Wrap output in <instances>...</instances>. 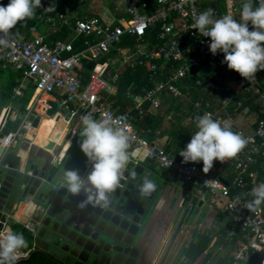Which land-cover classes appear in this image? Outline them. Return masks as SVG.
I'll use <instances>...</instances> for the list:
<instances>
[{
	"label": "built area",
	"instance_id": "1",
	"mask_svg": "<svg viewBox=\"0 0 264 264\" xmlns=\"http://www.w3.org/2000/svg\"><path fill=\"white\" fill-rule=\"evenodd\" d=\"M3 1L0 0V4ZM120 1L124 4V11L129 16L126 21H106L101 17L88 16L76 17L73 21L70 6L67 3L61 4L62 7L57 14L59 24L71 26L75 38L84 37V40L87 38L85 48L81 51L74 49L73 41L59 40L49 44L45 36L41 34L27 37L26 34L20 36L10 31L7 35H0V39L7 42L6 46L0 45V66L22 71L26 78L35 82L36 89L41 92H57L61 104L73 103L75 107L70 110L72 117H79L80 120L84 115L95 119L103 116L111 117L117 124L129 130L131 148L150 152L148 159L164 168L170 177L181 183L193 182L201 186L199 193L203 198L207 191L210 194L209 202L212 206L219 211H227L233 216V222L241 227L245 237L249 239L235 250L234 257L237 261L246 259L250 252L264 253V204L255 211H250L246 207L247 203L253 199L250 195L251 189L264 182V117L255 120L253 132L247 133L236 127L233 122L229 112L233 101L231 94L223 102L224 111L219 113L204 109L203 100L194 102L199 116L210 112L213 119L230 122L232 131L242 134L248 140L247 146L235 158L223 163L219 162L218 166L207 173L203 172L202 161L183 163L177 156L167 152L151 139H147L137 129L138 121L145 114L143 103L150 102L156 109L160 106L158 96L162 93L183 96L184 93L178 86V82L192 75L194 68L207 64L221 67L226 72L237 73L228 69L226 63H222L224 53L219 51L215 55L211 53L210 37H203L197 29L191 28L194 18L203 12L200 7L203 0H157L159 9L152 14L142 12L139 4L146 7L145 0ZM211 1L214 14H221L220 1ZM227 4L228 13L234 14L238 10L236 0H227ZM172 13L177 15V20L171 18ZM157 23L160 24L157 38L161 43L153 44L150 50L146 47V41L140 42L135 49L120 45L127 34L144 38L148 29ZM179 34L190 35L196 40V55H189V48L175 38ZM90 36L95 40L90 41L88 39ZM113 51L118 52V58L115 62H109L108 59L110 65H117V69L120 67L134 69L146 64L152 71L154 80V86L146 91L143 97L135 98L133 107L123 110L110 106L103 92L112 88L119 75L117 72L110 77L104 75L108 62L102 64L101 71L93 70L87 82L83 81L80 74L84 67V59L100 60ZM158 59H163L165 62L181 60L182 64L164 74L165 68L160 69ZM158 72L166 76L163 79H157L155 76ZM243 86L248 92L255 93L259 101L264 103V82L260 81L257 73L256 78L252 80L243 78L241 87ZM230 89L229 85L228 90ZM14 93L16 96H22L23 90L15 88ZM205 106H210V102H205ZM27 117L20 126L0 137V141L10 140L9 146L3 148L0 153V189L3 187L1 168L5 165V154L11 147L24 140L33 126ZM76 131L75 127L73 134ZM229 168L236 171L232 180H229ZM232 188L240 189L242 194L233 195ZM4 226L3 231H9L6 223ZM23 227L31 234L36 231V224L32 221L25 223ZM229 234L231 236L237 234L236 226L229 228Z\"/></svg>",
	"mask_w": 264,
	"mask_h": 264
},
{
	"label": "crops",
	"instance_id": "2",
	"mask_svg": "<svg viewBox=\"0 0 264 264\" xmlns=\"http://www.w3.org/2000/svg\"><path fill=\"white\" fill-rule=\"evenodd\" d=\"M152 1H155L154 2L155 6L152 5ZM203 1H201V5H200L203 12L208 9L213 10L212 1H210L211 3L210 2L204 3ZM236 1H237L238 10L232 15L235 19L239 20V14L242 11V5L246 2V0H236ZM63 3H67L70 6V14L74 20L76 17L79 16L86 17L89 14L92 15L91 11L85 12L83 8L80 5H78L79 4L78 0H55V5L57 6L55 10L56 11L55 18L58 27H66V26H61L59 24L58 16H57L58 11L62 7L61 4ZM118 3L122 4L120 0H112V2L109 3L110 4L109 7L105 6L106 4L101 6V8H99V11L97 12L99 17L103 18L106 21H113V20L126 21V19L129 18V16L124 11L125 8L122 10L123 11L122 14H118V11L116 13L117 14L116 16L112 14V12H114V9L115 10L119 9ZM145 3L147 4L146 7H142L141 3L139 4V6L142 8L141 10L143 13L152 14L158 11L159 4L157 3V0H145ZM258 4H259V0H253L254 6H258ZM219 9L221 14L219 15L214 14L216 18L229 14L227 0H220ZM171 18L172 19L174 18L175 20L178 19L175 13H172ZM68 27L71 28L72 37L70 40L67 41L75 42L76 40L81 42L79 43L78 47H76L74 43L75 46L74 49L76 51L83 50L85 48V40L87 38H85V40L84 37L75 38V33L73 32L72 27L71 26ZM154 27H157V30H159L160 24L157 23L150 28H154ZM36 34H41V33L34 31L31 35L26 34V36L32 37ZM175 38L179 40L183 45L189 48L190 50L189 55L197 54V49L195 46L196 40L192 36L187 34H179ZM88 39L90 41L95 40V38H93L92 36L88 37ZM54 43L55 42H53L52 44ZM158 43L161 42L160 40H158L156 36V39L154 40L153 44L156 45ZM153 44H150V42L148 44L147 42L146 47L148 48V50L152 48L151 46H153ZM113 53H115V56L112 57H110V55L107 56L110 57L109 62L112 61L115 62L118 58L117 56L118 52L113 51ZM87 60H92V59H87ZM159 60H163V59H158V61ZM106 62L98 63L93 70L101 71L102 64L104 63L106 64ZM109 62L108 64H106L107 66H105L106 70L104 71V75L106 77L112 76L114 72H117L120 75V73H122V71L125 69V67L123 68L120 67L119 69H117V65L116 66L110 65ZM169 63H173V66L169 67L168 69L167 67ZM181 64H182L181 60L168 61V62H165L163 60V63L160 64V69L162 70L165 68L164 74H167L170 71H172L174 68H178ZM143 66H146L147 72L149 74V80L151 82V87L144 89V93H145L154 86V80L152 78V71L149 70L146 64H143ZM196 68L198 69L199 72L198 77L196 79V85L202 86L204 83L210 84V87L208 89L209 92L211 91V89L217 87L216 84L212 82L211 79L212 75L210 74L209 76H207L204 82V79H201L199 77L200 74H204L205 72L211 73L213 70L217 69L221 71L219 77H217V79L220 82L222 81L225 82L227 79H230V81L228 82V84H226V87L224 89L225 93L223 94V98L219 102H217L221 98L220 95L221 93L220 92L218 93L219 90L216 89L217 91L213 93L214 96H212L213 94L210 93L212 95H209V97L205 96L194 100L189 94H187L183 90V87H188L191 85L190 77L193 76V74L187 76L186 78L178 82V86L180 87V89H182L184 93L183 96L177 97L174 95H167L165 93H162L158 96V99L160 100V106L158 108L154 109L150 103V108L152 110H157L160 107H164V106L174 108V111L171 112V114L168 116V119L164 123V130L168 132L171 131L175 122L177 124H181L190 128L189 130H187V132L190 134V132L192 131V134H194V132L197 131L195 125V117L199 115L197 113L198 111L196 110V107L194 106V102L203 100L204 109L210 110L213 113H219L224 111L223 102L226 99V97L229 94H231L233 101L231 106L229 107V112L233 118L234 124L236 125V127L243 129L247 133L253 132V128H254L253 124L255 120L264 117V103L261 102L260 108L252 109L250 105V98H249L250 96L247 94L248 91L244 89V86L241 87V82L243 78L239 75V73H234L229 71L226 72L221 67L209 66L207 64H202L201 66ZM83 70L84 67L80 72L81 76ZM8 71H10V73H7ZM19 74L23 76L21 80H19V78L17 77L19 76ZM257 75L259 76L260 81L264 82V70L258 71ZM165 76L166 75H160L158 72L155 78L163 79ZM117 80L115 81L114 85L110 90L103 91L107 98L108 104L117 110H123L125 108L133 107L134 103L136 102L135 98L143 97L144 94L135 96L133 95L132 92H130L131 90L127 91L128 92L127 96L130 98L133 97V103L122 109L120 106L121 103L115 99L116 91H117V86H116ZM198 82H200V84ZM13 84L15 85L11 93L12 95H10L9 100L6 101L5 104H2L0 106L1 109L0 129L2 126H5L6 121L12 120L16 122L20 113L24 114L21 123L24 121V119H26L27 114H29L27 119H29L32 122V124L33 121L30 119V116L32 114L36 116H40V123L37 127L33 125L32 128L29 129L28 131V136L20 143L11 147L7 151V153L4 156L5 165L1 168L2 179L7 173L8 170V168H6L7 165L13 164L14 168L18 169L19 171H21L22 168H26V170H29L28 167L29 162H31L30 164H35L38 167V169L46 171L47 173H49V175H53V177L57 179L62 174V170L64 168L77 169L79 170L82 176H86L87 173L90 171V165L87 163V159L86 160L81 159L80 161L76 160L74 162L72 161L73 163H65L66 165L65 167H63V161H62V158L65 157L66 149L69 148L71 143L74 142V139L76 138L75 136H77L80 133L82 128L81 120L79 119V117L71 116L70 110L71 108H74L75 105L73 103L61 104V99L57 94V92L56 93L41 92V91L39 92V90L36 89L35 82L30 78H26L22 71L14 70L10 67L0 66V98L2 94L6 95L8 93L7 88H9V86ZM229 85L231 87L230 90H228ZM33 86H34V91L32 92V95L30 96L26 105H24L23 99L27 96L28 91ZM15 88H21L23 90V95L16 96V94L14 93ZM45 94L47 95V97L44 96ZM215 96L218 97L216 98ZM171 97H177L181 99L182 103L185 106L191 104L193 107V112L184 109L180 113H175L176 108L171 104V100H172ZM165 99H168L169 102L164 101ZM52 100L57 103V108L55 109L54 114L49 115L47 114V110L49 108H52V105L50 104V101ZM256 101H259V97L256 99ZM205 102H210V106L206 107ZM244 102H247L246 106H243ZM37 110L40 112H37ZM68 114H70V116H68ZM245 115L248 117L251 116V118L255 117V119H248L245 121ZM252 115L255 116L252 117ZM240 116H242V118L238 119ZM144 117L145 114L137 123L138 131L142 133L144 136L145 134H148L150 132L148 135L151 136L152 142L163 147L167 152L173 154L174 156H177L178 159L182 161L183 158L179 155V152L176 151L178 150V148L176 147L175 143L171 141L169 135L165 134L164 136H162L160 135L161 132L159 130L152 131L151 129L145 130L143 128H139V124L144 119ZM54 118L56 119V121L49 130L48 125L50 124L51 120ZM240 120H241V124H238ZM20 124H15L12 129L17 128L18 126H20ZM75 127L77 131L75 134H73ZM187 132L186 131L183 132L185 136H188ZM49 141L54 142L53 148L49 146L50 145ZM34 147L36 149V153H40L39 155L42 156V159H40L42 161L41 163L37 162L38 163L37 164L34 160V156L36 157V155L33 154L35 152ZM38 147L41 148L40 151L38 150ZM11 149H15L14 152H11ZM131 150H136V149L131 148ZM20 156H23L24 160H21ZM135 161L136 163L139 162L146 163L147 165L156 169L161 174V176L164 177L162 178L163 181L161 184L162 188L160 190L161 195H159L160 197L159 201L151 216V221L147 225L146 229L144 230L140 238L139 244L141 245L142 248V253H141L142 255L141 257L137 258L136 264H177L180 262L182 263L186 261V256L183 254V250L194 241L197 235L207 232H209L212 237L211 246L208 248L209 252L207 250L205 254H203L198 259V261H196V263L193 264H264V253L261 252H250L247 254V258L244 260H240V262L235 259L234 257L235 250L238 247H240L243 243L248 242L249 239L245 237V234L242 231L241 227L236 225L235 222H233L234 221L233 216L229 212L224 210L219 211L214 206L211 205V203L209 202L210 194H208L207 191H205L206 193L205 198L202 197V195L199 193V191L202 189L201 186L196 185L193 182H189V183L179 182L177 179L170 177L164 168L160 167L158 164H155L148 158L135 159ZM218 165H219V161H214L212 168ZM228 171H229V180H232L236 174V171L233 168H229ZM171 179L173 181L172 184L170 183ZM236 189L237 192L236 193L233 192V195L242 194L240 193L241 192L240 189L238 188ZM201 201H202V205H200ZM160 202H163L164 205L163 207L158 208ZM207 204L213 208V213H214L213 217L212 218L209 217L207 221H196L197 225L192 224L191 226H189L187 222H189V220L191 219L196 207L197 206L202 207ZM175 206L180 208V211L178 210L176 211ZM192 208L194 209L190 217L188 218V214ZM19 209L16 210L15 208L14 211L10 213L9 216L11 222L9 225L13 226L15 222L18 224L19 228L23 229L24 224L29 221H32L33 219L26 217L25 213L23 212L24 209L22 211L21 209L19 211ZM172 211L174 212V214L172 213ZM18 212L19 214L17 216ZM224 215L227 218L224 222L220 223ZM14 216L17 217L14 218ZM232 226H236L237 228V234L234 236H231L229 234V228ZM180 235L183 236L180 237ZM184 238L186 239L185 242L181 243V241ZM215 246L218 247L216 248ZM30 248H32V245L30 246ZM30 248L27 250L22 248L20 250H22L23 253H28V250H30Z\"/></svg>",
	"mask_w": 264,
	"mask_h": 264
},
{
	"label": "clouds",
	"instance_id": "3",
	"mask_svg": "<svg viewBox=\"0 0 264 264\" xmlns=\"http://www.w3.org/2000/svg\"><path fill=\"white\" fill-rule=\"evenodd\" d=\"M41 6V0H9L7 5L0 4V35H7L18 23L31 19ZM191 28L197 29L203 37H210L211 53H224L222 63L242 78L252 80L258 71L264 70V0H259L258 6L253 5V0H246L239 20L230 13L216 18L213 10L208 9L194 18ZM6 44V40L0 39V45ZM81 124L79 147L87 158L90 171L82 176L77 169L64 168L58 186L70 196L83 195L78 202L80 208L91 205L104 209L110 205L129 162L147 159L151 153L131 150L129 130L109 116L95 119L84 115ZM195 125L197 131L180 149L179 155L183 163L202 161L205 173L213 167L214 161L231 160L247 146L248 140L232 131L230 122L213 119L210 112L195 117ZM9 144L10 140L0 141V149ZM20 159L24 160V157L20 156ZM21 171L25 172L26 168ZM156 187V181L145 176L139 194L148 197ZM250 195L253 199L246 207L255 211L264 204V182L255 185ZM25 247L27 240L23 233L11 230L0 233V264H17L21 258L19 251Z\"/></svg>",
	"mask_w": 264,
	"mask_h": 264
},
{
	"label": "water",
	"instance_id": "4",
	"mask_svg": "<svg viewBox=\"0 0 264 264\" xmlns=\"http://www.w3.org/2000/svg\"><path fill=\"white\" fill-rule=\"evenodd\" d=\"M50 104L52 108L47 110V114L52 115L57 103L52 100ZM23 117L24 114L20 113L16 122L6 121L5 126L1 128L0 137L9 134L15 124L21 123ZM30 119L35 127L39 125L40 116L32 114ZM145 137L151 139L148 134H145ZM49 146L53 148L54 142ZM2 151L3 149H0V153ZM30 163L28 167L31 173L29 170L19 171L13 164L7 165L8 170L0 189V233L4 232L5 223L10 227L9 215L15 208H20L21 211L24 209L26 217L32 218V222L36 224V231L31 234L32 248L28 253L19 251L21 258L17 264H136L138 256L130 251V241L127 242L117 234L125 231L127 227L119 223V215L114 214L118 212L115 203H122L115 194L119 192L120 186H125V182L121 180L120 186L112 194L113 205L104 209L91 205L80 208L78 202L84 198L83 195L70 196L58 186L57 178ZM145 176L156 181L157 187L152 194L161 195L158 186L162 184L164 177L146 163H136L135 159H132L124 178L131 177V189L135 196L130 197V201L135 205L138 203L139 208L144 206L140 201L142 196L139 194V187ZM125 196L129 197L127 194ZM127 208L131 209L130 204ZM193 209L190 210L188 218ZM87 227L89 230H86ZM130 233L137 235L134 230ZM135 249L138 253L139 247ZM36 256L42 257V260L34 261Z\"/></svg>",
	"mask_w": 264,
	"mask_h": 264
},
{
	"label": "trees",
	"instance_id": "5",
	"mask_svg": "<svg viewBox=\"0 0 264 264\" xmlns=\"http://www.w3.org/2000/svg\"><path fill=\"white\" fill-rule=\"evenodd\" d=\"M220 1V0H219ZM9 0H4L2 2L3 5H7ZM155 1H152V5L155 6ZM92 12V11H91ZM92 15H87L88 17H99L98 13H91ZM56 11L50 10V11H43L38 10V8L35 10V15L31 19H26L20 23H18L12 30L16 32L18 35H31L34 31L40 32L41 34H44L46 37V40L52 44L53 42H56L58 40L67 41L70 40L72 37V31L71 28L68 26L66 27H58L56 23ZM82 16H79L81 18ZM54 21V22H53ZM75 21V20H73ZM53 22V23H52ZM157 27L150 28L147 34L144 36V38H138L137 36H131L129 34L125 35L123 41L121 42L122 47H130L135 49L137 44L140 42H150V44L154 43V40L157 36ZM83 40V39H81ZM75 46H79V41L75 40ZM149 47V46H148ZM115 56V53H111L110 57ZM110 57L104 56L100 60H87L84 59V70L82 72V79L84 82H87L89 79L90 72L97 66L98 63H103L108 61ZM159 64L163 63V60L158 61ZM173 63L168 64L169 67H172ZM193 76L190 77V86L183 87V90L189 94L194 100L199 99L201 97H209L210 93L208 91L210 84L204 83L202 86L196 85V79L198 77V69L194 68ZM7 73H10L8 71ZM221 71L215 69L211 73L205 72L204 74H200V78L204 79L210 74L212 75V82L216 84L217 87L221 88L220 81L217 79L219 77ZM19 80L23 78L21 74L17 76ZM13 78V75H12ZM14 85L9 86L7 88L8 93L6 95L2 94L0 98V106L2 104H5L6 101L9 100L10 95H12V90L14 88ZM117 91L115 99L118 100L121 104V108H125L128 105L133 103V97H128V92L133 93L135 96L143 95L144 89L151 87V82L149 80V74L147 72L146 66L139 65L136 68H125L122 73H120L119 78L116 83ZM191 89V90H190ZM34 91V86L28 91L27 96L23 99L24 105L28 102L30 96L32 95V92ZM250 97V105L252 109L260 108L261 102L256 101L258 96L256 94H253L252 92L247 93ZM4 95V96H3ZM171 104L176 108L175 113H180L184 109L190 110V112H193L192 105L185 106L181 99L177 97H171ZM117 101V102H118ZM184 105V106H183ZM247 102H244L243 106H246ZM143 108L145 109V117L140 122L139 128H143L145 130L151 129L152 131H160L162 136L165 134L169 135V138L172 142L175 143L178 150L183 149L186 144L190 141L192 131L190 134L187 132L190 128L177 124L174 122L173 128L171 131L164 130V123L168 119V116L171 114V112L174 111V108L171 107H160L157 110H152L150 108V102H144ZM1 110V109H0ZM5 120V118H4ZM3 120V122H4ZM184 131L188 133V136L184 135ZM175 151V152H176ZM218 164V163H217ZM216 164V165H217ZM233 192L236 193L237 189L233 188ZM15 232L23 233L25 239L27 240V247L23 248L25 250L29 249L32 245V235L31 233L27 232L26 230H23L22 228H19L15 230ZM212 237L209 232L199 234L196 236L194 241L183 250V254L186 256V261L180 262L177 264H193L198 261V259L205 254V252L208 250V248L211 246ZM219 246V245H218ZM218 246H215L216 248ZM213 249V247H212ZM209 252V250H208Z\"/></svg>",
	"mask_w": 264,
	"mask_h": 264
},
{
	"label": "rangeland",
	"instance_id": "6",
	"mask_svg": "<svg viewBox=\"0 0 264 264\" xmlns=\"http://www.w3.org/2000/svg\"><path fill=\"white\" fill-rule=\"evenodd\" d=\"M210 1L211 0H205L203 2L204 3H209ZM111 2H112V0H78V3H79L78 5H80L85 12L92 11L91 13H97L99 11V8H101V6H103L104 4H106L105 6H108L109 7V5H110L109 3H111ZM118 4H119L118 5L119 6V9H117V10L114 9V12H112V14H114V16L117 15L116 14L117 11H118V14H122L123 13L122 10L125 8V6H123V4H121V3H118ZM41 5L42 6L39 7L38 10H43V11H47V12L50 11V10H56V7H57L55 5V0H41ZM229 81H230V79H227L225 82L222 81L221 88L215 86L216 88L211 89V91L209 92V93H212L213 94V93H215V91L219 90L218 93L219 92L221 93L220 94L221 95V98L217 102H219L223 98V94L225 93V90L224 89L226 87V84H228ZM212 94H210V95H212ZM44 96L47 97L46 94ZM212 96H214V94ZM215 97L217 98L218 96H215ZM164 101L169 102L168 99H165ZM37 112H40V111L37 110ZM254 116L255 115H252V117H254ZM240 118H242V116H240L238 119H240ZM248 119H255V117L254 118H251V116L248 117V116L245 115V121L248 120ZM241 120L238 122V124H241ZM55 121H56L55 118L51 120L50 124L48 125V129L49 130L52 127V125L54 124ZM75 137L76 138L74 139V142L71 143L70 147L66 149V151H65V157L62 158L63 167L66 166L65 163H73L76 160L77 161H80L81 159H84V160L87 159L85 157V155L82 153V151L80 150V147H79V141L81 139L80 133L77 136H75ZM50 143L51 142L49 141V144ZM40 149L41 148L38 147V150L39 151H40ZM14 150L15 149H11V152H14ZM34 150H35V152L33 154L36 155V157L34 156L35 162L36 163L37 162L38 163H41L42 161L40 159H42V156L39 155L40 153H36L35 147H34ZM170 183L171 184L173 183L172 179H171ZM163 205H164L163 202H160V204L158 205V208L163 207ZM175 209H176V211L177 210L180 211V208H178L177 206H175ZM172 213L174 214L173 211H172ZM213 215H214L213 208L211 206H209L208 204L205 205V206H202V207L197 206L196 209H195V211H194V213H193V215H192V217H191V219L187 223H188L189 226H191L192 224L193 225H197V222L196 221H207L209 219V217L212 218ZM226 218L227 217L224 215L223 218H222V221L220 223L224 222L226 220ZM218 226H219V224H218ZM9 228L11 229V231H15V230L18 229V224L14 222L13 226L10 225ZM23 230H25V229L23 228ZM181 236H183V235H180V237ZM185 240L186 239L184 238L181 241V243H184Z\"/></svg>",
	"mask_w": 264,
	"mask_h": 264
},
{
	"label": "flooded vegetation",
	"instance_id": "7",
	"mask_svg": "<svg viewBox=\"0 0 264 264\" xmlns=\"http://www.w3.org/2000/svg\"><path fill=\"white\" fill-rule=\"evenodd\" d=\"M131 177L123 178L122 181L125 182V186L119 187V192L115 194L117 199L121 201V204H118V201L115 203V207L117 208L118 212H115L114 214L119 215V223H123V225L126 228L125 231H120L118 236H122L126 239V241H130L129 247L131 248L130 251L134 253V255H137L138 257H141L142 248L140 243V238L146 229L147 225L151 221V216L157 206V203L159 201V194H151L148 197H141V200L144 204L143 207L139 208V204L137 203L135 205L134 202L130 201V197L135 196V193L131 189V185L133 182L130 180ZM129 186V188H128ZM159 190H161L162 185L158 186ZM161 193V191H159ZM158 192V193H159ZM125 194H127L129 197L126 198ZM123 202H126L125 204ZM114 202L111 201L110 205H113ZM130 204L131 209H128L127 206ZM86 230H89V227L86 228ZM137 232L136 234L130 233V231ZM135 247H139V251L137 253ZM42 260V257L36 256L34 261H40Z\"/></svg>",
	"mask_w": 264,
	"mask_h": 264
},
{
	"label": "bare ground",
	"instance_id": "8",
	"mask_svg": "<svg viewBox=\"0 0 264 264\" xmlns=\"http://www.w3.org/2000/svg\"><path fill=\"white\" fill-rule=\"evenodd\" d=\"M19 212L17 213V216H18Z\"/></svg>",
	"mask_w": 264,
	"mask_h": 264
}]
</instances>
